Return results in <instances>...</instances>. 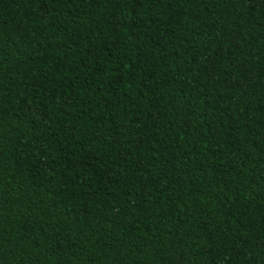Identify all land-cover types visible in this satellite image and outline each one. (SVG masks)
Wrapping results in <instances>:
<instances>
[{"label":"trees","instance_id":"16d2710c","mask_svg":"<svg viewBox=\"0 0 264 264\" xmlns=\"http://www.w3.org/2000/svg\"><path fill=\"white\" fill-rule=\"evenodd\" d=\"M0 264H264V0H0Z\"/></svg>","mask_w":264,"mask_h":264}]
</instances>
